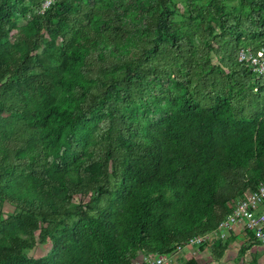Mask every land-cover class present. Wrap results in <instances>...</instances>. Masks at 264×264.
Segmentation results:
<instances>
[{
	"label": "trees",
	"instance_id": "16d2710c",
	"mask_svg": "<svg viewBox=\"0 0 264 264\" xmlns=\"http://www.w3.org/2000/svg\"><path fill=\"white\" fill-rule=\"evenodd\" d=\"M25 1L44 0H0V195L62 225L44 229L48 254L30 256L19 251L28 226L2 220L0 264H131L140 252H170L231 209L226 177L241 171L250 191L264 181V73L238 59L242 47L264 48V0H184L199 44L176 32L173 0H157L133 54L123 43L140 26L109 0H52L20 22ZM151 74H172L183 95L131 118L125 107L145 98ZM91 118L95 141L86 145ZM25 127L40 133L16 136ZM72 152L88 158L68 163ZM115 157L113 192L106 162ZM89 186L91 201L69 212Z\"/></svg>",
	"mask_w": 264,
	"mask_h": 264
},
{
	"label": "rangeland",
	"instance_id": "374dc122",
	"mask_svg": "<svg viewBox=\"0 0 264 264\" xmlns=\"http://www.w3.org/2000/svg\"><path fill=\"white\" fill-rule=\"evenodd\" d=\"M95 1L98 3H103L106 0ZM109 1L112 3V5L119 7L127 21H129L131 24H137L138 26H140L137 29L133 28L129 30L126 33V39L123 43V49L125 53L133 54L138 46V41L142 38L143 34L147 32V29L144 28L143 19L146 13L145 11H149V9L155 7L157 5V0ZM51 2L52 0H44L40 7H36L34 5H30L27 1H25L27 7L25 11H23L19 15L20 22L25 21L26 19L31 18L34 15L41 16L45 11V8H47V6ZM236 4L243 7V5L239 4L238 2H236ZM168 7L175 13L173 17V26L176 32L189 34L192 37L194 43L199 44V36L189 31L188 25L185 23L182 17L186 13L185 1L173 0L169 3ZM165 57L167 58V56L159 54L155 61L158 59H166ZM144 82H146V87L145 91H143L144 93H142L144 94V96L141 97V99H143L144 97L145 98L142 101H132L128 106L125 107V114L129 115L131 118L142 119L145 117V113L154 114L157 112H162L168 109L172 104L175 103L176 100L180 98V96L183 95V85L178 83L174 79L172 74H167L164 77L158 78L153 77V74H151ZM2 113L4 114L9 112ZM96 122V118L89 119L90 126H88L81 134V139H84L87 142L86 145L92 144L95 141L94 135H91V130L96 125ZM39 133V129L25 127L19 130L16 136L26 139L29 137H36L39 135ZM85 158H88L87 152H72L67 157V162L77 165L81 163ZM121 161L122 157H119V159L115 157L107 159L106 162L108 172L105 182L113 187V192L115 191V185L117 184V178L114 169L115 166H117V172H120L119 166ZM73 171L75 170L73 169L72 172ZM241 173L242 172L239 171L236 174L226 177V179L223 181L224 184L221 188V194L227 196V201L224 204L225 210L229 209L231 205L234 204L237 198L250 191L249 187L244 185ZM224 189L228 191H225ZM94 193L95 188L92 186H89L86 192H76L73 195L71 203L68 207L69 212L73 213L76 207L85 206L87 202L91 201ZM60 196L63 195L60 194ZM102 202H104V199L102 200ZM259 211H264V203L259 207ZM38 216L39 215L37 213L30 214L29 212H26L19 204L9 201L8 199L0 195V222L11 217H20L22 221H24V223L28 226V232L22 233V237L25 238V243H23L19 247V251L30 256H44L48 254L51 248V240L47 237H45V239H42L44 229H53L54 225H62L61 220H59L58 217H55L54 221H43ZM30 225L34 226L33 230L31 229ZM235 229H238V231H236ZM235 229L231 230L224 237H219L215 232H212L211 235H209V237H207L200 246H197L195 244L187 245L184 247L185 249L183 248V252L189 251L192 246L201 247L202 249L209 248L212 254H210L209 251H206V254H209L210 257H216L218 259L223 250L229 248L228 253L233 254L230 260L233 261L234 264H264V245L254 238L251 239L244 228L236 227ZM211 231L212 230H209L208 232L210 233ZM231 250H233L235 254L231 252ZM177 260L178 262H180V264H191L188 261L189 258L184 256V253L178 256Z\"/></svg>",
	"mask_w": 264,
	"mask_h": 264
},
{
	"label": "built area",
	"instance_id": "2783aa9c",
	"mask_svg": "<svg viewBox=\"0 0 264 264\" xmlns=\"http://www.w3.org/2000/svg\"><path fill=\"white\" fill-rule=\"evenodd\" d=\"M238 59L247 61L258 74L264 73V48L251 51L240 48ZM264 202V181L245 196L237 198L231 209L219 220L217 227L209 232L198 233L181 240L173 251L160 253H140L131 264H170L175 255L187 245L200 246L212 232L224 237L236 227L247 228L255 235L256 240L264 245V211L259 207Z\"/></svg>",
	"mask_w": 264,
	"mask_h": 264
},
{
	"label": "crops",
	"instance_id": "0c3cea01",
	"mask_svg": "<svg viewBox=\"0 0 264 264\" xmlns=\"http://www.w3.org/2000/svg\"><path fill=\"white\" fill-rule=\"evenodd\" d=\"M236 231H238V229ZM184 249L180 250L175 255V258L170 264H180L177 258L178 256L182 255V253H184V256L189 258V260L191 261L193 260L195 261V263H198V264H234L233 261L230 260L233 254L228 253L229 248H226L225 250H223L221 255H219L220 257L218 259L216 257H210L209 254H206V251L210 252L209 248L202 249L201 247L192 246L189 251L183 252ZM231 252L235 254L233 250H231ZM210 254H212V252H210Z\"/></svg>",
	"mask_w": 264,
	"mask_h": 264
}]
</instances>
